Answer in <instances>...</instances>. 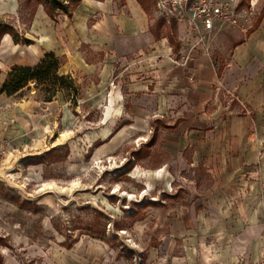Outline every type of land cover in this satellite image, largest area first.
<instances>
[{
	"label": "crops",
	"instance_id": "1",
	"mask_svg": "<svg viewBox=\"0 0 264 264\" xmlns=\"http://www.w3.org/2000/svg\"><path fill=\"white\" fill-rule=\"evenodd\" d=\"M256 1L249 20L243 17L201 46H195L197 34L186 30L176 48L156 38L140 0H81L65 27L52 26L40 5L27 62L8 61L10 72L15 65L36 67L54 53L58 75L76 83L96 78L86 101L111 118L126 108V93L135 122L112 135L115 120L107 121L93 137L94 144L104 142L95 158H115L124 142L137 143L152 132L151 121H166L161 147L167 158L155 172L145 170L149 189L156 179L163 182L147 191L150 197L168 193L174 199L173 184L187 178L183 171L203 169L211 180L203 192L191 185L184 188L191 197L159 209L160 240L198 245L175 254L173 264H264V0ZM24 2L0 0V13L16 15ZM21 93L0 95V139L11 146L38 131L42 115L39 102L25 101ZM197 211L203 234L195 235Z\"/></svg>",
	"mask_w": 264,
	"mask_h": 264
},
{
	"label": "rangeland",
	"instance_id": "2",
	"mask_svg": "<svg viewBox=\"0 0 264 264\" xmlns=\"http://www.w3.org/2000/svg\"><path fill=\"white\" fill-rule=\"evenodd\" d=\"M60 1L72 9L81 0ZM143 1L156 38L166 39L176 48L179 35L194 28V13L206 0ZM217 1L228 4L241 18L253 17L258 8L256 0ZM22 5L16 15L0 13V21L13 26L20 39L16 47L10 34L2 41L0 86L9 72L8 61L27 62V52L35 43L33 23L40 5ZM50 21L54 27H65L66 16L57 15ZM25 39L33 43L25 45ZM10 52L16 56L9 55ZM74 82L76 92L67 82L65 85L54 79L49 83L53 89L50 92L48 85L34 81L21 91L19 97L25 101L39 102L42 115L35 122L38 131H33L23 145L12 144L10 153L0 164V264H173L175 254L189 248L196 251V243L160 240L157 223L159 209L168 206L164 202L176 203L192 196L184 188L193 185L200 193L206 189L211 183L206 172L183 171L187 178H179L181 183L173 184L172 194L177 190L174 199L168 193L160 200L151 198L147 191L162 188L163 182L156 179L155 187L149 189L144 181L148 174L145 170L155 172L167 158L161 147L166 121H151L152 132L147 131L145 138L140 136L137 143L133 142L135 138L124 142L115 158H95L97 149L104 144L102 140L94 144L96 132L112 119L115 120L109 132L112 135L134 124L135 115L130 114L133 104L124 92L122 102L126 108H119V114L111 118L104 108H94L86 101V92L97 82L96 78ZM49 99L52 104L46 102ZM146 143L143 148L142 144ZM74 182L80 185L70 190ZM48 183L66 187L67 191H42ZM117 189L129 191L134 197L125 198ZM198 215L197 211L196 226L191 228L195 235L203 234L197 226Z\"/></svg>",
	"mask_w": 264,
	"mask_h": 264
},
{
	"label": "trees",
	"instance_id": "3",
	"mask_svg": "<svg viewBox=\"0 0 264 264\" xmlns=\"http://www.w3.org/2000/svg\"><path fill=\"white\" fill-rule=\"evenodd\" d=\"M144 7L145 3L143 0H140ZM26 6H31L32 3H37L43 5L46 13L55 20L57 15H65L69 18L72 17L73 10L77 6L78 2L74 4L72 9H69L64 3L60 0H25ZM147 9V8H146ZM57 12L59 14H57ZM56 14V15H55ZM6 34L13 36L15 44H20L19 36L14 33L13 26L6 24L0 21V47L3 37ZM33 42L31 40L25 39V45H31ZM60 67L59 59L55 56L54 53H47L45 57L41 60L40 64L36 67H24L15 65L11 68L10 72L7 75V79L0 89L1 94H7L8 96H13L22 90H24L30 82H39L43 86H47V91L53 90L49 83L51 79H54L58 82H62L66 85L68 83L70 89L73 92L77 91L76 84L71 77L58 76V70ZM1 75V72H0ZM57 88L56 84L54 85ZM51 99L46 100L50 102Z\"/></svg>",
	"mask_w": 264,
	"mask_h": 264
},
{
	"label": "built area",
	"instance_id": "4",
	"mask_svg": "<svg viewBox=\"0 0 264 264\" xmlns=\"http://www.w3.org/2000/svg\"><path fill=\"white\" fill-rule=\"evenodd\" d=\"M194 18L195 26L192 30L197 34L195 46L206 45L214 34L221 32L223 28L240 25L242 19L228 4L219 3L217 0L204 1L194 13ZM245 19L249 20V17ZM10 146L9 139H0V164L10 153ZM99 163L102 164V161Z\"/></svg>",
	"mask_w": 264,
	"mask_h": 264
},
{
	"label": "bare ground",
	"instance_id": "5",
	"mask_svg": "<svg viewBox=\"0 0 264 264\" xmlns=\"http://www.w3.org/2000/svg\"><path fill=\"white\" fill-rule=\"evenodd\" d=\"M113 167V166H112ZM79 185H80V183L79 182H74V183H72V185H71V188H69L70 190H72V189H76L77 187H79ZM55 189H57V190H61V191H63V192H66L67 191V189H66V187H61V186H59V185H57V184H55V183H48V184H44L43 185V188H42V191H46V190H55ZM117 192H119L123 197H125V198H133L134 196L132 195V194H130V193H127V192H122L121 190H116Z\"/></svg>",
	"mask_w": 264,
	"mask_h": 264
}]
</instances>
